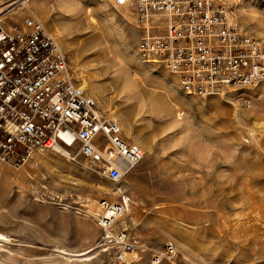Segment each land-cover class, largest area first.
<instances>
[{
  "label": "rangeland",
  "instance_id": "rangeland-1",
  "mask_svg": "<svg viewBox=\"0 0 264 264\" xmlns=\"http://www.w3.org/2000/svg\"><path fill=\"white\" fill-rule=\"evenodd\" d=\"M78 1L67 16L58 6L36 16L49 28L63 25L58 39L71 72L86 81L105 118L141 141L145 156L119 183L90 172L75 153L45 158L58 160L77 185L55 181L42 158L19 178L31 160L1 164L0 233L9 237L0 240V264H111L84 202L120 201L114 192L122 187L134 200L118 224L138 242L140 260L132 264H152L169 243L176 254L160 264H264V82L247 90L251 108L233 96L187 97L163 66L140 60L142 32L121 15L130 8ZM221 1L264 45V0ZM31 14L12 13L3 25L19 28Z\"/></svg>",
  "mask_w": 264,
  "mask_h": 264
},
{
  "label": "built area",
  "instance_id": "built-area-1",
  "mask_svg": "<svg viewBox=\"0 0 264 264\" xmlns=\"http://www.w3.org/2000/svg\"><path fill=\"white\" fill-rule=\"evenodd\" d=\"M19 1L0 0V165L22 166L34 153L60 144L75 158L81 156L90 172L121 182L142 161L143 146L100 113L95 97L71 72L63 45L41 19L31 14L19 28L3 25ZM114 3L130 8L142 32L140 60H157L151 63L174 75L183 95L233 96L245 107L253 106L247 90L264 82V45L231 23V11L221 0ZM127 205L122 196L120 201L102 200L101 212L92 213L111 264H131L137 250L133 235L118 225ZM175 254L169 243L152 264Z\"/></svg>",
  "mask_w": 264,
  "mask_h": 264
},
{
  "label": "bare ground",
  "instance_id": "bare-ground-1",
  "mask_svg": "<svg viewBox=\"0 0 264 264\" xmlns=\"http://www.w3.org/2000/svg\"><path fill=\"white\" fill-rule=\"evenodd\" d=\"M115 4V3H114ZM116 5V4H115ZM59 7L62 12L64 13L63 15L64 16H67L69 13H73L75 12L77 9H79L80 7V2L78 0H20L17 4H15L12 8H10V13L8 15V17L5 18L4 22L9 18V16L12 14V13H18L20 10H24V9H30L32 11V15L36 16V11H40L41 13H44V11H47L46 13L49 14V12L51 11L50 9L51 8H56V7ZM118 6V5H116ZM127 10V9H126ZM90 13V8L88 10ZM131 11V10H130ZM132 13H130L129 11H122L121 15L123 17L124 20H126L127 22H131V20L134 19V17L131 16ZM37 17V16H36ZM39 18V17H37ZM133 18V19H131ZM40 19V18H39ZM92 20H95L94 17H91ZM42 21V20H41ZM50 21V20H49ZM230 21L233 23V24H236L234 23V21H232L230 19ZM46 28L49 30V32L51 34H53L57 39H61V37L63 36L64 34V27L61 23H58V24H55V25H51L50 28L46 25V23H49L48 22V19L44 17L43 21H42ZM51 23V22H50ZM10 29L13 28L14 26L10 25V24H6ZM238 25V24H236ZM136 27V25H135ZM58 39V40H59ZM60 41V40H59ZM157 60H154V59H151L148 61V63H151V62H156ZM83 87L88 89V84L86 83V81H83ZM104 111V110H103ZM264 124V123H263ZM130 138V137H129ZM136 142L140 143L141 144V141H139L138 139H134ZM50 153H57V154H60V155H63L65 156L66 158H71V153L70 151L61 146L60 144H56L54 146V148L52 150H40L36 153L33 154V156L28 159V160H31V166L30 169L29 167H25L22 171H21V174L18 176V178L21 176H28L29 174H31V169L34 168L35 165H37L36 163V160H38L39 158H42V161L44 162L45 166L47 167V169H49L53 175H54V180L55 181H69L71 179V175L69 173H64L61 169H60V164H59V161L58 160H55V158L53 159V157H50V158H45L47 157ZM45 154V155H44ZM47 155V156H46ZM145 156V155H144ZM144 158V157H143ZM27 160V161H28ZM143 160V159H142ZM26 161V162H27ZM25 162V163H26ZM34 164V166L32 165ZM56 177V178H55ZM73 178V177H72ZM78 180H80L78 178ZM71 182H73L75 185H77V180H72L71 179ZM121 188V187H119ZM123 188V187H122ZM121 189H118V191H115L114 194L117 192L121 193L120 196H122V198H124L126 201H127V210L130 211L129 209V202L132 203V205L134 206V200L130 197V196H127L126 194H124L123 190ZM126 193V191H125ZM56 195V194H55ZM119 195V194H118ZM59 196V195H58ZM57 198V197H56ZM63 198H61L62 200ZM63 201V200H62ZM85 206L89 207V210L88 212H91V213H95L97 214V212L100 211V208H99V205L96 204V201H91L90 203H85ZM101 212V211H100ZM131 213V212H130ZM128 216V214H125L123 215V217L119 218L120 221H123L125 223V218ZM129 224V222H128ZM127 226V225H126ZM0 237H4L5 239H0V240H6L9 236L8 235H5L3 233H0ZM132 263L134 262H138L140 260V255L136 252H134L132 255ZM131 263V264H132Z\"/></svg>",
  "mask_w": 264,
  "mask_h": 264
},
{
  "label": "snow or ice",
  "instance_id": "snow-or-ice-1",
  "mask_svg": "<svg viewBox=\"0 0 264 264\" xmlns=\"http://www.w3.org/2000/svg\"><path fill=\"white\" fill-rule=\"evenodd\" d=\"M120 3H124V0H120ZM2 38H3V37H0V39H2ZM0 67H2V66H0ZM132 151H135V149H133ZM125 166H126V167L130 166V165H129V162L126 161V162H125ZM0 239H5V238H4V237H0Z\"/></svg>",
  "mask_w": 264,
  "mask_h": 264
}]
</instances>
